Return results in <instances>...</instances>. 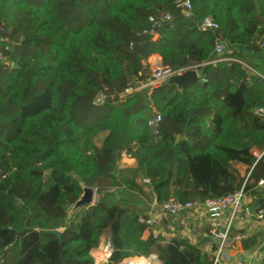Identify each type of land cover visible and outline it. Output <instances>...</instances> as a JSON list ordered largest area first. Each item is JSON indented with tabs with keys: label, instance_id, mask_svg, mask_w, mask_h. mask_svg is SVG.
<instances>
[{
	"label": "trees",
	"instance_id": "1",
	"mask_svg": "<svg viewBox=\"0 0 264 264\" xmlns=\"http://www.w3.org/2000/svg\"><path fill=\"white\" fill-rule=\"evenodd\" d=\"M177 1L0 0V264H97L92 251L106 239L104 264L152 254L161 264H213L186 237H146L140 218L154 202L240 189L264 208V157L254 154L264 151V0H192L190 17ZM165 13L157 38L143 33ZM208 16L218 29H200ZM153 54L197 68L199 80L121 100L149 75ZM227 56L237 60H218ZM123 153L137 165L120 168ZM81 183L99 198L69 217Z\"/></svg>",
	"mask_w": 264,
	"mask_h": 264
},
{
	"label": "built area",
	"instance_id": "2",
	"mask_svg": "<svg viewBox=\"0 0 264 264\" xmlns=\"http://www.w3.org/2000/svg\"><path fill=\"white\" fill-rule=\"evenodd\" d=\"M177 7L181 9L182 13L190 17L192 15V0H178ZM171 19V15L169 13L162 14L160 16H151L149 17L150 26L144 30V34H148L157 38L159 36V27L165 21ZM218 23L211 17H206L200 24V29L202 31H210L218 29ZM0 29L3 30L1 27ZM261 45L264 46V40L261 42ZM226 51V47L219 43L216 46L217 53H223ZM4 52L0 45V60H5ZM219 61H236L237 59L227 56L218 59ZM187 68H180V69H173L169 66H165L163 64L158 65L157 67L153 68L151 73L143 79L134 78L133 81L129 84L126 88L124 94L121 96V100H123L127 95H130L137 91L142 90H152L153 88L157 87L164 79L173 75V74H181ZM107 96L105 94H100L96 98V103L103 104L106 101ZM256 112L258 114H264L263 108H257ZM161 121V115L157 114L155 117L151 118L148 121L149 126L156 127L158 123ZM258 158L264 157V151L254 152ZM145 183H149L148 179H144ZM258 187L264 188V178L258 182ZM246 197L243 189H240L234 193L216 197V198H209L204 201L199 200H192L182 202L175 198H171L168 201L164 202L162 205H157L155 202L151 204V213L149 212L147 217H141L140 221L147 226V231L150 235L153 236L154 239L160 240L163 237L164 229H163V219L166 216L177 217L181 214H187L193 212L194 210L202 209L206 212L208 217L213 220H220L222 216L226 212H230V220L227 225V228L224 231H213L214 236H219L222 238L223 243L218 246L215 250L213 255V264H222V258L224 256V245L225 242L228 240L229 232L232 228V222L236 218L237 214L243 207V202ZM256 217L259 219L264 218V208L258 209L256 212ZM113 249L109 240H107L102 247V250H93L92 256L95 258L97 264H104L108 263L111 256H112ZM97 253L99 256L97 257ZM133 258L137 257H130L124 259L120 264H128ZM148 260L147 264H156L159 262L157 255L152 254L149 257H146ZM245 264H254V262H248Z\"/></svg>",
	"mask_w": 264,
	"mask_h": 264
},
{
	"label": "crops",
	"instance_id": "3",
	"mask_svg": "<svg viewBox=\"0 0 264 264\" xmlns=\"http://www.w3.org/2000/svg\"><path fill=\"white\" fill-rule=\"evenodd\" d=\"M146 67L150 73L153 68L162 64V58L159 54L151 55L145 62ZM149 73V74H150ZM137 165L134 158L130 157L126 153H123L119 160L120 168H133ZM236 167L245 175L247 166L237 163ZM256 204V211L250 213L249 208ZM151 206L149 212L151 213ZM258 203L250 196H246L243 202V207L237 214L236 218L232 222V237L229 238L224 245V256L222 258V264H245L248 262H254V264H264V218L259 219L256 217L258 211ZM230 220V212H226L220 220H213L208 217L206 212L202 209L194 210L187 214H181L177 217L166 216L164 217L163 238H161L160 244L167 245L172 238L176 235H180L188 238L192 243L200 244L205 251L214 255L213 241L200 243L201 239L205 236H214L213 231H224ZM150 233L146 231L147 237ZM108 239H106L107 241ZM254 242L250 248H246L245 242ZM216 245V244H215ZM218 247V246H217ZM146 258V257H144ZM156 264H161L159 261Z\"/></svg>",
	"mask_w": 264,
	"mask_h": 264
},
{
	"label": "water",
	"instance_id": "4",
	"mask_svg": "<svg viewBox=\"0 0 264 264\" xmlns=\"http://www.w3.org/2000/svg\"><path fill=\"white\" fill-rule=\"evenodd\" d=\"M259 9V6H257ZM13 67H17L16 64H13ZM200 74L197 68H187L181 74H173L166 79H164L160 85L161 86H176L179 90H183L188 85L199 80ZM83 188V193L79 197V199L74 203L71 207V211L69 213V217H72L74 213L80 210L82 207L91 206L96 203L97 197V189L95 187L86 186L84 183H81ZM256 204L254 203L250 208L249 212L252 213L256 211ZM48 234H53L57 236L59 240H61L62 231L60 229H48L45 230ZM213 241L217 246H220L223 243V240L219 236H205L201 239L200 243L211 242Z\"/></svg>",
	"mask_w": 264,
	"mask_h": 264
},
{
	"label": "rangeland",
	"instance_id": "5",
	"mask_svg": "<svg viewBox=\"0 0 264 264\" xmlns=\"http://www.w3.org/2000/svg\"><path fill=\"white\" fill-rule=\"evenodd\" d=\"M104 136H105V133H101L100 136L97 137V143H98V144H101V142H102ZM98 198H99V195H98V193H97V197H96V199H98ZM70 211H71V210H70ZM70 211H69V212H70ZM161 238H163V237H161ZM161 238H160V239H161ZM103 243H105V240H104ZM102 247H103V245H102L100 248L95 249V250L100 251V250H102ZM98 256H99V254L97 253V257H98ZM142 260H143V259H139V260L137 261V263L141 264V261H142ZM135 263H136V262H135ZM135 263H133V264H135ZM147 263H148V261L145 260V264H147Z\"/></svg>",
	"mask_w": 264,
	"mask_h": 264
},
{
	"label": "bare ground",
	"instance_id": "6",
	"mask_svg": "<svg viewBox=\"0 0 264 264\" xmlns=\"http://www.w3.org/2000/svg\"><path fill=\"white\" fill-rule=\"evenodd\" d=\"M139 259H143L142 261H141V264H145V260H147L146 258H144V257H137V258H133L131 261H129V263L128 264H133V263H135V264H139V263H137V261L139 260ZM148 261V260H147Z\"/></svg>",
	"mask_w": 264,
	"mask_h": 264
}]
</instances>
